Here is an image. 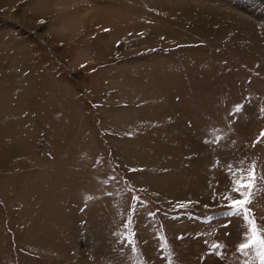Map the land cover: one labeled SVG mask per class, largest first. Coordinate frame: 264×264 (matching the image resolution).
Here are the masks:
<instances>
[{
  "label": "rangeland",
  "instance_id": "1",
  "mask_svg": "<svg viewBox=\"0 0 264 264\" xmlns=\"http://www.w3.org/2000/svg\"><path fill=\"white\" fill-rule=\"evenodd\" d=\"M253 163L264 0H0V264H258Z\"/></svg>",
  "mask_w": 264,
  "mask_h": 264
},
{
  "label": "snow or ice",
  "instance_id": "2",
  "mask_svg": "<svg viewBox=\"0 0 264 264\" xmlns=\"http://www.w3.org/2000/svg\"><path fill=\"white\" fill-rule=\"evenodd\" d=\"M239 106L237 107V111ZM244 170H239V179H233L232 191L240 197L239 199L229 200V211L225 213L229 217L242 218L243 224L247 231L244 234L245 242L240 243L237 247L239 251L246 258L252 257L258 261V264H264V225L257 223L256 218L251 212L250 205L253 202V195L258 191L256 164L253 163L247 169V176L243 175ZM183 207V205H181ZM207 207V205H206ZM127 226V225H126ZM163 247V245H161ZM217 247V245H213ZM219 255V253H217ZM245 264H251V261L246 259Z\"/></svg>",
  "mask_w": 264,
  "mask_h": 264
}]
</instances>
